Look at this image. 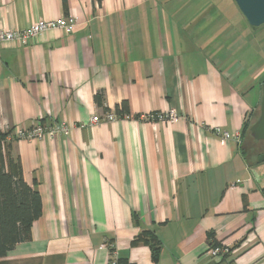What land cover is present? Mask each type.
I'll list each match as a JSON object with an SVG mask.
<instances>
[{
    "label": "crops",
    "instance_id": "obj_1",
    "mask_svg": "<svg viewBox=\"0 0 264 264\" xmlns=\"http://www.w3.org/2000/svg\"><path fill=\"white\" fill-rule=\"evenodd\" d=\"M66 16L72 33L0 45V134L73 125L1 143L41 214L0 264H107L112 242L126 264H264V195L239 145L264 82L256 28L233 0H0V29ZM122 102L133 118L116 114ZM154 112L178 119L136 118ZM142 232L157 261L133 243ZM210 238L226 256H208Z\"/></svg>",
    "mask_w": 264,
    "mask_h": 264
},
{
    "label": "trees",
    "instance_id": "obj_2",
    "mask_svg": "<svg viewBox=\"0 0 264 264\" xmlns=\"http://www.w3.org/2000/svg\"><path fill=\"white\" fill-rule=\"evenodd\" d=\"M93 1L100 4L102 0ZM94 98L98 105L101 104L100 94H96ZM115 112L120 117L130 114L126 102H122L120 108L116 107ZM246 125L247 121L243 125L241 137L247 128ZM6 135L7 133L0 134V151L1 143ZM8 144L5 146L7 147ZM242 153L250 167L256 165V163L249 164L247 159L249 155L246 151L242 150ZM257 164H264V154L258 157ZM260 191L264 195V188ZM40 214V196L35 188L23 179L18 165L9 161L8 169L5 170L3 163H0V258L5 256L17 243L28 238L30 227ZM133 243H148L152 251V260L157 261L159 244L149 232L140 233ZM217 246L220 244L214 243L211 238L208 239V248ZM118 264L126 263L118 258Z\"/></svg>",
    "mask_w": 264,
    "mask_h": 264
},
{
    "label": "built area",
    "instance_id": "obj_3",
    "mask_svg": "<svg viewBox=\"0 0 264 264\" xmlns=\"http://www.w3.org/2000/svg\"><path fill=\"white\" fill-rule=\"evenodd\" d=\"M76 21L70 16L56 18L54 20H45L40 21L26 30L22 31H13L0 29V45L7 44L10 42H15L19 46H22L26 43L28 39H33L38 36L40 33L48 30H63L65 33H72L75 30ZM131 118L130 114L121 116V119ZM115 119H118L113 113H106L102 118L94 115L91 117L90 122L92 125L99 122L106 123L112 122ZM140 119L147 121H156V122H175L178 119V116L174 112H157L154 114L141 116ZM73 125L61 123L55 124L50 127L42 125L40 122L35 121L31 124L29 128L24 126H16L11 132L7 133L4 140V144L11 143L13 140H26V141H41V140H51L58 135L67 134ZM213 132L216 136H219L222 141L230 140L232 138L231 134L226 131H221L219 128H214ZM106 248L108 250V261L107 264H118V250L115 243H106ZM229 252V249L226 246H217L215 248H209L207 251L208 256H224Z\"/></svg>",
    "mask_w": 264,
    "mask_h": 264
},
{
    "label": "water",
    "instance_id": "obj_4",
    "mask_svg": "<svg viewBox=\"0 0 264 264\" xmlns=\"http://www.w3.org/2000/svg\"><path fill=\"white\" fill-rule=\"evenodd\" d=\"M249 26L253 28L264 25V0H233ZM259 115L249 128L252 138L264 141V85L259 104ZM251 169L252 176L260 189L264 188V173Z\"/></svg>",
    "mask_w": 264,
    "mask_h": 264
},
{
    "label": "rangeland",
    "instance_id": "obj_5",
    "mask_svg": "<svg viewBox=\"0 0 264 264\" xmlns=\"http://www.w3.org/2000/svg\"><path fill=\"white\" fill-rule=\"evenodd\" d=\"M48 20H54V19H48ZM41 21H45V20H41ZM40 22V21H39ZM36 23H38V22H36ZM36 23H34V24H36ZM34 24H32V25H34ZM32 25H30V26H27V27H25V28H22V29H18V30H13V31H22V30H26L27 28H29V27H31ZM229 25H231V22L229 23ZM256 30L259 32V36H260V41H261V43L262 44H264V25H261L260 27H257L256 28ZM49 31V30H48ZM43 33V32H42ZM41 34V33H40ZM39 34V35H40ZM38 35V36H39ZM38 36H36L35 38H37ZM35 38H33V39H28L27 41H26V43L24 44V45H22L23 47H26L27 46V44L31 41V40H34ZM259 109H257L249 118H248V120L246 119V121H247V125H246V130L244 131V133H243V136L241 137V142H240V147H241V149L242 150H244V151H246V153L249 155L248 156V160H249V164H254V163H256V165L255 166H251V168H257V167H259V168H261L263 171H264V164H260V165H258L257 164V160H258V157L260 156V155H263L264 154V141H262V140H256V139H254V138H252L251 137V135H250V133H249V128L251 127V125L253 124V123H255V121L257 120V118H258V115H259V111H258ZM109 113H111V112H109ZM155 113V112H154ZM154 113H152V114H154ZM144 115H149V114H143V115H138V116H136V118H139L140 119V117L141 116H144ZM130 116H131V118H133V116H132V114H130ZM130 119V118H129ZM152 122H156V121H152ZM160 123H162V122H160ZM43 125V124H42ZM257 142H259V144L257 143ZM112 243H114V242H112ZM118 258H119V255H118Z\"/></svg>",
    "mask_w": 264,
    "mask_h": 264
},
{
    "label": "flooded vegetation",
    "instance_id": "obj_6",
    "mask_svg": "<svg viewBox=\"0 0 264 264\" xmlns=\"http://www.w3.org/2000/svg\"><path fill=\"white\" fill-rule=\"evenodd\" d=\"M258 144H259V142H257ZM264 143V142H263ZM263 173H264V171H263Z\"/></svg>",
    "mask_w": 264,
    "mask_h": 264
}]
</instances>
